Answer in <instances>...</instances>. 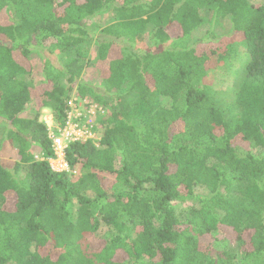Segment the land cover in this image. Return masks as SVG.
<instances>
[{
    "label": "trees",
    "instance_id": "obj_1",
    "mask_svg": "<svg viewBox=\"0 0 264 264\" xmlns=\"http://www.w3.org/2000/svg\"><path fill=\"white\" fill-rule=\"evenodd\" d=\"M73 98L107 112L57 171ZM0 264H264V1L0 0Z\"/></svg>",
    "mask_w": 264,
    "mask_h": 264
},
{
    "label": "rangeland",
    "instance_id": "obj_2",
    "mask_svg": "<svg viewBox=\"0 0 264 264\" xmlns=\"http://www.w3.org/2000/svg\"><path fill=\"white\" fill-rule=\"evenodd\" d=\"M249 1L253 2V1H264V0H249ZM113 18H114V14L112 12H107V13H104L100 16H94L92 18V22L94 24H96V26H97L96 30L99 31L100 29H102L106 25L111 24L114 21ZM213 27L214 26H212V25L210 26V24L207 23L202 27V32L207 31ZM214 29L217 30L216 31L217 36L228 32V27H224L222 25L215 26ZM202 37H203V35L201 34V36H198L197 38H190V44L195 45L198 42V44H200V45L202 44L200 48H203L205 50L206 49L205 46L207 45V44H205L206 42H203V43L199 42L200 41L199 39H201ZM240 50H241V54H240L241 58L243 60H246L247 58H245L244 51H242L243 48L241 47ZM88 55L91 59L95 57V52L93 50L92 45L88 50ZM21 61L22 62L27 61L28 64L30 63V65L32 66L33 74H32L31 79H33L35 82L42 79L41 61H40V58L38 57V55L31 54L29 60L22 59ZM240 64H241L240 62H237L235 65H233V68L231 70L232 71L231 76H233L232 80H234V78L236 77V75L238 73L237 69H238ZM223 71H226V70L224 68H222V69H217V68L215 69L214 68V69L210 70L209 71L210 83H212V84L216 83V82L219 83V77H220L219 73L223 74ZM81 82H83L84 86H87V87H97V86H99V84H101V80L98 76V73L96 71L95 66H93V65L87 66V69L85 70V72L80 77V83ZM222 88H226V87H222ZM73 92H75V90ZM34 105H35L34 103L33 104L31 103L30 105H28V108H30L32 111H34V109H33ZM40 114H41V118L46 122V124L48 126H51V124L54 123L53 115L50 112V110L41 109ZM3 161H4L5 165H7V166H11L13 163V160L9 159L7 157H4ZM198 191L201 192V190H198ZM186 204H189V202L184 203V205H186ZM104 231H105V227L103 226L98 231V234L101 236L102 234H104ZM222 237H227L229 239V241L228 240L227 241L228 242L231 241L230 243L233 244V238L232 237H229L227 234L226 235L223 234V235L219 236V238H222Z\"/></svg>",
    "mask_w": 264,
    "mask_h": 264
},
{
    "label": "built area",
    "instance_id": "obj_3",
    "mask_svg": "<svg viewBox=\"0 0 264 264\" xmlns=\"http://www.w3.org/2000/svg\"><path fill=\"white\" fill-rule=\"evenodd\" d=\"M75 100L76 98H73L69 102L71 110L68 111L67 122L64 127L61 128L54 123L51 126L47 125L48 137L51 140L52 149L56 156L50 159V164L55 170L63 171L68 169V164L65 160V151L71 142L98 138L97 132L92 128L95 118H98L103 112L102 108L84 99L75 104ZM81 116L86 118L84 123L81 121L77 122L76 120Z\"/></svg>",
    "mask_w": 264,
    "mask_h": 264
},
{
    "label": "clouds",
    "instance_id": "obj_4",
    "mask_svg": "<svg viewBox=\"0 0 264 264\" xmlns=\"http://www.w3.org/2000/svg\"><path fill=\"white\" fill-rule=\"evenodd\" d=\"M88 101H90V100H88ZM90 102H92V101H90ZM92 103H95V104H97L96 102H92ZM97 106H100L101 108H102V110H103V112L99 115V117H102V116H104L105 114H106V110H105V108L102 106V105H100V104H97ZM98 135V134H97ZM99 138V137H98ZM97 138V139H98ZM97 139H93V140H97ZM50 161V160H49ZM55 170V169H54ZM57 171H59V170H57Z\"/></svg>",
    "mask_w": 264,
    "mask_h": 264
}]
</instances>
